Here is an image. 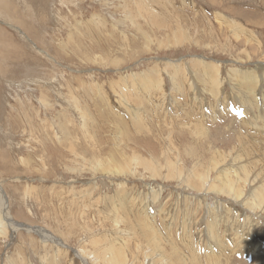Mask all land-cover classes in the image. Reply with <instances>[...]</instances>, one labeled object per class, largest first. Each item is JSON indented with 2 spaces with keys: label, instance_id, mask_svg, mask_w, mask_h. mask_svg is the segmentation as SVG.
<instances>
[{
  "label": "rangeland",
  "instance_id": "374dc122",
  "mask_svg": "<svg viewBox=\"0 0 264 264\" xmlns=\"http://www.w3.org/2000/svg\"><path fill=\"white\" fill-rule=\"evenodd\" d=\"M0 192V264H264V0H0Z\"/></svg>",
  "mask_w": 264,
  "mask_h": 264
},
{
  "label": "bare ground",
  "instance_id": "6f19581e",
  "mask_svg": "<svg viewBox=\"0 0 264 264\" xmlns=\"http://www.w3.org/2000/svg\"><path fill=\"white\" fill-rule=\"evenodd\" d=\"M143 7H145L144 5H142ZM142 7V8H143ZM141 8V9H142ZM147 10H149V13L150 12H152L153 11V9H151L150 10V8L149 9H147ZM151 40V39H150ZM150 73H152V71H150ZM147 74V73H146ZM202 76H203V74H202ZM243 78H245L244 80H243V82H242V86H244V88H247V89H249V90H251V88L253 87V85H254V81H253V79L251 78V75L250 76H248V75H244L243 76ZM248 81L247 82V84H246V82L244 83V81ZM215 82V85H216V80L214 81ZM117 87V86H116ZM116 87H114V88H116ZM236 174H237V172H236ZM230 190H232V189H230ZM230 190H228V191H230ZM237 193V195H239L240 196V194L238 193V192H236ZM2 193L0 192V235L2 236V235H5V234H7V232H8V230H7V228H8V224L10 223V222H12L13 224H15V225H18V223H16V222H13L12 220H10V218H9V214H8V210H7V206H6V202H4L3 200H5V198L3 199V194L1 195ZM235 195V194H234ZM238 197V196H237ZM12 219V218H11ZM10 221V222H9ZM13 228V227H12ZM28 228V227H27ZM30 231V230H29ZM43 232V231H42ZM47 238V237H46ZM62 244V243H61ZM61 247H62V245H61ZM79 254V253H78ZM82 256V255H81ZM82 258V257H81Z\"/></svg>",
  "mask_w": 264,
  "mask_h": 264
},
{
  "label": "water",
  "instance_id": "95a60500",
  "mask_svg": "<svg viewBox=\"0 0 264 264\" xmlns=\"http://www.w3.org/2000/svg\"><path fill=\"white\" fill-rule=\"evenodd\" d=\"M4 196H5V194H4ZM5 201L7 202V198H6V196H5ZM20 225H22V224H20Z\"/></svg>",
  "mask_w": 264,
  "mask_h": 264
}]
</instances>
